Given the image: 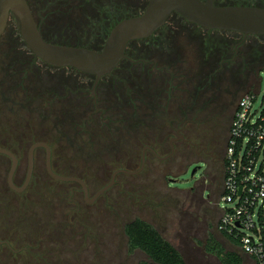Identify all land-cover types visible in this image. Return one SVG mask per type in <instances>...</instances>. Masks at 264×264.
Segmentation results:
<instances>
[{
  "label": "flooded vegetation",
  "instance_id": "af4514ba",
  "mask_svg": "<svg viewBox=\"0 0 264 264\" xmlns=\"http://www.w3.org/2000/svg\"><path fill=\"white\" fill-rule=\"evenodd\" d=\"M26 1L45 41L98 51L103 48L110 31L121 21L140 15L149 0H100L99 8L93 9L91 13H86L83 9L86 0ZM213 3L221 7L264 8V0H213ZM74 13L81 15L84 18L82 25L91 26L95 29V34L91 33L89 27L82 29L84 32L80 31L81 28H62L66 24L81 23L82 18L78 22H68L67 16ZM0 45H6L10 51L15 52L13 64L10 63L6 68L0 64V149L9 151L16 157L18 168L21 151L26 150L30 142L27 162L30 148L36 144H45L51 150L54 173L82 180L77 176L61 173L55 167L53 136L50 131L52 128L44 133V137L36 139L34 137L38 136L37 132H24L26 135L17 131V136L8 135L3 126H31L39 116L42 119L40 122L51 119L55 123H61L56 120L62 116L63 124L78 126L83 132L85 129L97 130L107 119L126 113L128 116L129 113L134 125L141 127L146 124L144 127L150 129L145 132L147 134L139 156H136L138 147L136 151L130 149L126 153L129 161H139L135 171L141 168L142 160L144 170L150 160L166 161L181 155H195L200 159V167L217 170L219 175L216 194L220 193L223 182L225 150L238 103L245 94L258 88L259 74L264 70V36H244L236 32L210 30L189 23L175 14L150 37L131 42L126 48L125 59L110 74L99 79L74 68H54L42 63L31 54L22 40L6 42L1 39ZM3 54L11 55L0 51V60ZM58 104L62 107L55 109ZM54 114L58 117L55 118ZM166 128L170 131L169 134L160 139ZM84 133L92 138L88 131ZM38 151L43 152L46 159V149L37 148L34 152V170ZM0 159L7 160L11 167L8 156L0 154ZM18 168L14 184L20 187L25 179L21 184L17 181ZM112 175L99 190L111 182ZM118 176L108 191L89 204L79 184L57 181L65 185L66 202L62 198L49 209L50 223L46 228L47 232H36L25 244L22 243L21 233L17 232L19 223L16 218L26 208L19 203L1 202L0 214H9L6 217L14 219L0 222V254L5 251L4 264H22L24 255L41 263V258L45 256L42 252L43 241L52 243L53 251L60 254L75 247L77 250L82 248L80 252L99 256L102 237L98 228L87 222L88 218L91 219V212L84 211L75 196L83 198L87 206H93L116 188L118 198H130L134 204L137 203V197L125 188ZM84 183L88 189V200L91 201L99 190L92 193L91 188ZM5 186L9 192L23 194L30 183L23 193L10 189L7 179ZM146 195L150 199L151 195ZM62 206L65 207L61 216L66 218L72 228L78 226L84 229V234L73 231L68 239L64 233L66 224L55 222ZM56 235L60 237L57 238Z\"/></svg>",
  "mask_w": 264,
  "mask_h": 264
},
{
  "label": "rangeland",
  "instance_id": "374dc122",
  "mask_svg": "<svg viewBox=\"0 0 264 264\" xmlns=\"http://www.w3.org/2000/svg\"><path fill=\"white\" fill-rule=\"evenodd\" d=\"M99 2L100 0H86L83 6L84 11L91 13L93 9L99 8ZM81 18V15H77V13L67 16L68 22H78L81 21ZM83 20L84 18L77 25L70 23L71 25L67 26L66 24L61 27L72 30L81 28V32H84L82 29L89 27L91 33L95 34V29L91 26L82 25ZM2 40L6 42L20 41L21 37L15 26L11 25ZM0 51L11 53V58L15 53L14 50L10 51L6 45H0ZM9 60V56H2L0 64L5 68L9 67ZM259 80H261V87L254 104L255 108H259L264 103V70L260 72ZM58 107H62V105H55V109ZM111 114L113 113L111 112ZM54 116L58 117L55 114ZM58 118L60 119L56 121L61 123H55L51 119L40 122L42 119L39 116L31 123V126L3 127L6 128L8 135L17 136V131L23 134H26L24 132L27 131L37 132L38 136L34 137L36 139L44 137V133L52 128L50 130L52 134H50L53 136L55 167L61 173L74 175L84 180L91 188L92 193H96L110 179L116 169L124 167L127 168L126 170L135 171L137 168L136 164H139V161H129L126 153L130 149L136 151L138 147L136 156H139L147 134L145 132L150 129L144 127L146 124L141 127L134 125L133 117L129 113L128 116L126 113L107 119L97 130L85 129L83 132L78 126L63 124L62 116ZM87 131L92 135V138L84 135V132ZM169 132L167 128L163 129V136L160 139L167 136ZM30 143L27 145L28 147L26 146V150H22L20 154V165L16 174V179L20 184L26 176L27 150ZM9 168V162L0 159V203H19L26 208L16 218L19 223L17 232L21 233L22 243L25 244L33 238L36 232L38 234L47 232L46 228L50 223L49 209L55 206V203H59L62 198L66 202V188L65 185L53 181L47 175L45 155L41 151L36 153L35 170L30 186L23 194H15L7 190L5 184ZM193 170L195 173L192 175ZM218 175L215 169L205 170L203 166L200 167V159L195 155H181L166 161L150 160L141 173L134 176H118V180L125 188L137 197L135 204L130 198H118L116 188L109 191L105 198L99 199L93 206H87L83 202V198L75 196L84 211L91 212V219L86 218L87 222L93 224V227L96 226L100 232L102 246L99 256L93 252L90 255L85 251L80 252L82 248L77 250L75 247H70L69 250L60 254L58 251H53L52 243L48 244L43 241L44 250L42 252L45 255L41 258L43 261L37 263L33 261V257L24 255L22 264H117L118 262L141 264L147 260L145 255L138 250L129 253L126 247L127 240L123 233L124 225L137 218L151 224L165 240L181 253L188 264H219L215 256L207 255L204 251V244L209 236L215 237L225 251L231 250L232 246L230 243H226L215 230L216 222L220 217V212L215 209L216 205L213 202L218 190ZM201 188L208 190H205L204 196L199 200ZM146 194L151 195L150 199ZM210 194L212 195L210 196ZM208 196H210L209 199H207ZM151 204H154V207ZM64 207L59 208L61 213L55 222L66 224L64 233L68 239L73 231L84 234V229H80L78 226L72 228L66 222V218L61 216ZM6 215L9 216V214ZM6 215L0 214V222H3L4 219H6L5 222L14 220ZM56 236L60 237V235ZM233 244L235 245V243ZM47 251L49 252L46 254ZM3 252L5 251L3 250ZM3 252L0 254V264H4L6 261V254Z\"/></svg>",
  "mask_w": 264,
  "mask_h": 264
},
{
  "label": "water",
  "instance_id": "95a60500",
  "mask_svg": "<svg viewBox=\"0 0 264 264\" xmlns=\"http://www.w3.org/2000/svg\"><path fill=\"white\" fill-rule=\"evenodd\" d=\"M179 15L189 23L219 31H230L244 36H264V8L248 6H216L213 0H149L145 10L137 16L118 23L109 33L102 49L96 51L84 47H75L49 43L44 40L26 0H0V40L8 25L12 23L31 54L42 63L54 68H74L75 70L101 78L110 74L123 59L127 46L138 40L150 37L161 28L171 15ZM46 149L45 168L54 180L63 183H77L81 186L86 202L92 203L108 191L118 175L134 176L142 172V166L136 171L119 169L112 175L111 182L99 190L94 198L88 200L85 183L73 177H64L54 173L51 164V150L45 144L33 145L28 154L27 173L22 186L14 184L18 160L9 151L0 149L11 159L7 182L14 192L23 193L28 187L34 171V152L37 148ZM195 173L193 170L192 175Z\"/></svg>",
  "mask_w": 264,
  "mask_h": 264
},
{
  "label": "built area",
  "instance_id": "2783aa9c",
  "mask_svg": "<svg viewBox=\"0 0 264 264\" xmlns=\"http://www.w3.org/2000/svg\"><path fill=\"white\" fill-rule=\"evenodd\" d=\"M260 87L261 80L238 103L213 200L220 212L216 230L237 244L242 264H264V103L254 107Z\"/></svg>",
  "mask_w": 264,
  "mask_h": 264
},
{
  "label": "trees",
  "instance_id": "16d2710c",
  "mask_svg": "<svg viewBox=\"0 0 264 264\" xmlns=\"http://www.w3.org/2000/svg\"><path fill=\"white\" fill-rule=\"evenodd\" d=\"M11 25L13 24L10 23L8 27ZM4 56L9 55L6 54ZM9 59L8 63L13 64L15 62L10 56ZM205 190L208 189L201 188L199 200L204 196ZM211 195L212 194H210V196ZM210 196H208L207 199H209ZM123 233L127 240L126 247L129 253L138 250L145 255L147 260L141 264H188L174 246L165 240L151 224L142 219L137 218L126 223L123 228ZM219 234L222 237L230 239L224 232ZM235 246H237L236 243ZM204 251L207 255L215 256L219 264H242V259L239 254L225 251L219 241L213 236L208 237L204 244ZM117 264L121 263L118 262Z\"/></svg>",
  "mask_w": 264,
  "mask_h": 264
},
{
  "label": "crops",
  "instance_id": "0c3cea01",
  "mask_svg": "<svg viewBox=\"0 0 264 264\" xmlns=\"http://www.w3.org/2000/svg\"><path fill=\"white\" fill-rule=\"evenodd\" d=\"M223 239L226 241V243H230V245H232V246H231V250H229L228 252H236V253L239 254L240 257H241V254H240V250H239V248H238L237 246H235V245L233 244V242H232L230 239L225 238V237H223ZM241 259H242V257H241Z\"/></svg>",
  "mask_w": 264,
  "mask_h": 264
}]
</instances>
